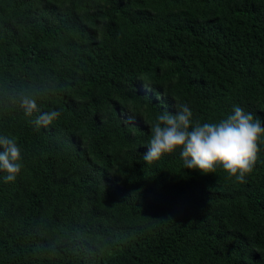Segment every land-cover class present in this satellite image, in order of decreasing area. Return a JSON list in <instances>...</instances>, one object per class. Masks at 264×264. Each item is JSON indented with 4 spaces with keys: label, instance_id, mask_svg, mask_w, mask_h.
<instances>
[{
    "label": "trees",
    "instance_id": "1",
    "mask_svg": "<svg viewBox=\"0 0 264 264\" xmlns=\"http://www.w3.org/2000/svg\"><path fill=\"white\" fill-rule=\"evenodd\" d=\"M21 87L61 115L0 108L23 156L0 264H264V139L245 183L143 160L178 104L264 125V0H0V96Z\"/></svg>",
    "mask_w": 264,
    "mask_h": 264
},
{
    "label": "clouds",
    "instance_id": "2",
    "mask_svg": "<svg viewBox=\"0 0 264 264\" xmlns=\"http://www.w3.org/2000/svg\"><path fill=\"white\" fill-rule=\"evenodd\" d=\"M41 99L40 95L25 87L11 88L0 96V108L19 110L26 117L40 112L30 123L37 128L47 127L61 113L54 109L41 112L38 102ZM150 132L147 151L143 154L147 164L179 149L185 169L208 175L219 166L239 183H245L246 177L252 173L264 139V125L240 106H234L232 114L225 119L201 124L193 121L190 107L178 104L175 114H158ZM22 160L17 138L0 135V173L5 174L0 180L4 183L15 181L23 168Z\"/></svg>",
    "mask_w": 264,
    "mask_h": 264
}]
</instances>
